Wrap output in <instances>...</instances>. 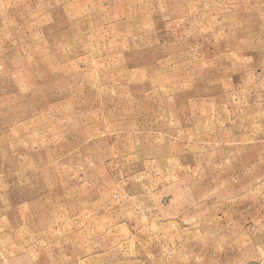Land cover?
<instances>
[{
  "label": "rangeland",
  "instance_id": "obj_1",
  "mask_svg": "<svg viewBox=\"0 0 264 264\" xmlns=\"http://www.w3.org/2000/svg\"><path fill=\"white\" fill-rule=\"evenodd\" d=\"M246 1L126 0L132 10L110 14L109 28L100 12L88 29L60 28V11L36 28L30 0H0V149L50 101L67 102L69 118L108 106L97 128L123 149L87 160L110 170L111 213L92 236L29 250L0 235V264H79L93 250L97 264H264L253 200L264 182V13ZM11 193L0 234L16 233V213L2 210Z\"/></svg>",
  "mask_w": 264,
  "mask_h": 264
},
{
  "label": "crops",
  "instance_id": "obj_2",
  "mask_svg": "<svg viewBox=\"0 0 264 264\" xmlns=\"http://www.w3.org/2000/svg\"><path fill=\"white\" fill-rule=\"evenodd\" d=\"M246 2L254 7L253 11L264 13V0ZM127 10H132V4L126 0H43V3L30 0L28 7L30 23L36 28L54 27L57 20L54 12L59 11L64 16L59 20L60 28L71 21L76 27L83 25L91 29L92 26L86 24H94L100 12L108 14L105 23L109 28L114 19L110 14L127 13ZM140 12H146L144 7ZM256 28L254 31L261 26ZM259 34L253 33L255 37H261ZM125 72L130 75L132 70ZM66 103L50 101L45 104L43 113H36L27 121H16V132L6 133L3 138L6 149H0L4 153L0 162V196H8L12 191L11 194L16 195L10 206L2 208L4 216L16 215V233L0 235L16 236V244L27 239L29 250L37 246L62 248L70 239L106 220V215L111 213L109 197L102 191L107 183L101 179L102 174L110 170L90 166L87 160L122 153L123 149L118 146L122 140L116 132L97 128L100 110L108 106L94 103L91 111L76 112L69 118ZM22 125L29 127L22 131ZM5 158H11L10 165L3 162ZM108 186L111 187V182ZM258 189L257 194V186L254 187V206L259 200L262 208L256 215L264 220V182L258 183ZM92 233L93 230L88 235ZM78 261L79 264H97L104 261V256L101 251L93 250V254H85Z\"/></svg>",
  "mask_w": 264,
  "mask_h": 264
}]
</instances>
